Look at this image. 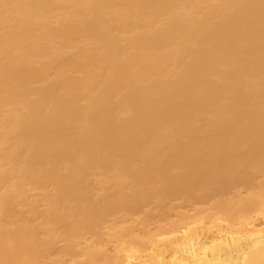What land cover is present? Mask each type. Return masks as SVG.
Segmentation results:
<instances>
[{
    "label": "bare ground",
    "instance_id": "6f19581e",
    "mask_svg": "<svg viewBox=\"0 0 264 264\" xmlns=\"http://www.w3.org/2000/svg\"><path fill=\"white\" fill-rule=\"evenodd\" d=\"M260 176L264 0H0V264H264Z\"/></svg>",
    "mask_w": 264,
    "mask_h": 264
},
{
    "label": "rangeland",
    "instance_id": "374dc122",
    "mask_svg": "<svg viewBox=\"0 0 264 264\" xmlns=\"http://www.w3.org/2000/svg\"><path fill=\"white\" fill-rule=\"evenodd\" d=\"M263 179L264 178L260 176V180ZM166 204L167 206H170V204H172L171 206L173 205L182 206L184 210H188L189 212L192 213L193 209L209 208L212 202H210L207 205H202V204L190 202L189 200L186 199H181L174 202L166 201ZM168 208L170 207H167L166 209L165 208L162 209L157 201H151L145 206H143L138 214L135 215L132 214L130 217H132L133 219H141L143 221H147V213L151 212L153 213V219L151 220V222H148L151 224L150 229L156 231L160 225L164 226L165 228H169L170 225L178 219V217L176 211L168 210ZM120 219H121L120 217L110 218L111 221L108 224L102 226L100 230V234L98 236L94 235V237H92L91 235L87 234L84 236V238L90 239L91 241L98 240L101 238L102 240L107 239V237L110 234L109 225L113 223H120L121 222ZM64 246H65V242L62 240L61 237L55 240V246L52 249L50 253V257L47 260L49 264H56L57 260H61L66 264H74L75 262L82 260L78 248H75L70 255L66 256L62 254L61 252Z\"/></svg>",
    "mask_w": 264,
    "mask_h": 264
}]
</instances>
